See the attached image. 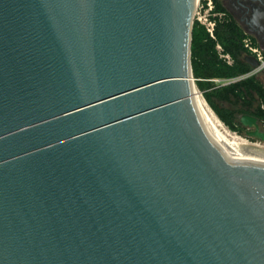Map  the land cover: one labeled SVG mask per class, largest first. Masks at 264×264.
Listing matches in <instances>:
<instances>
[{"label":"water","instance_id":"obj_1","mask_svg":"<svg viewBox=\"0 0 264 264\" xmlns=\"http://www.w3.org/2000/svg\"><path fill=\"white\" fill-rule=\"evenodd\" d=\"M196 2L0 0V264H264V163L195 97Z\"/></svg>","mask_w":264,"mask_h":264},{"label":"trees","instance_id":"obj_2","mask_svg":"<svg viewBox=\"0 0 264 264\" xmlns=\"http://www.w3.org/2000/svg\"><path fill=\"white\" fill-rule=\"evenodd\" d=\"M216 8H218L217 2ZM214 35L215 38H211L202 24L193 22L191 66L197 88L203 91L202 95L210 108L229 128L237 129L233 120H237V124L243 126L238 120V116L243 113L256 116L260 122L264 121V86L254 74L233 80L219 88L213 86L210 81L213 77H238L253 68L244 60L247 50L242 45L243 33L231 19L225 17L217 22ZM217 43L222 46L223 52L230 55L231 63H227L219 56L216 49ZM218 101L238 104L237 109L241 110V113L237 115V119L232 109L223 113Z\"/></svg>","mask_w":264,"mask_h":264},{"label":"flooded vegetation","instance_id":"obj_3","mask_svg":"<svg viewBox=\"0 0 264 264\" xmlns=\"http://www.w3.org/2000/svg\"><path fill=\"white\" fill-rule=\"evenodd\" d=\"M215 1L218 8H216ZM212 4L215 26L217 22L228 17L243 33L242 45L247 50L245 55H252L256 59L255 53H251L250 47H256L264 55V0H212ZM259 127L264 129V125L260 121ZM247 130H250V128L244 127L243 131L246 136H248L246 134Z\"/></svg>","mask_w":264,"mask_h":264},{"label":"built area","instance_id":"obj_4","mask_svg":"<svg viewBox=\"0 0 264 264\" xmlns=\"http://www.w3.org/2000/svg\"><path fill=\"white\" fill-rule=\"evenodd\" d=\"M213 4H212V0H197L196 2V6H195V10L193 13V18L197 19L201 24L204 25L207 33L209 34V36L211 38H215L214 35V27H215V20L214 17L213 18H209L207 15L205 14H201V9H203L205 11V13H208L209 15V10H212ZM208 10V11H207ZM216 49L219 53V56L221 58H223L224 60H226L227 63H231L232 59L229 56L228 53H224L222 51V48L220 46V44H216ZM250 51L251 53H255L256 59L258 61L257 65L254 66L249 72L238 76L243 77V76H247L250 74H254L259 70L264 69V55L261 54V52L256 48V47H250ZM238 77H234V78H215L216 81H218V83L224 84V83H229L233 80L239 79ZM211 80V78H210ZM196 89V88H195ZM201 94V92H200Z\"/></svg>","mask_w":264,"mask_h":264},{"label":"bare ground","instance_id":"obj_5","mask_svg":"<svg viewBox=\"0 0 264 264\" xmlns=\"http://www.w3.org/2000/svg\"><path fill=\"white\" fill-rule=\"evenodd\" d=\"M197 100L202 104L203 108L205 109L206 113L209 115V117L212 119L220 133L223 135V137L226 139V141L229 143V145L234 149V151L244 160H252V161H258L264 163V147L256 144L251 143L244 139H239L235 135H231L228 133L227 130H223L222 123L214 113V111L210 108L208 103L205 101L204 98H202L200 95L195 96ZM226 127V126H225ZM260 144V143H259Z\"/></svg>","mask_w":264,"mask_h":264},{"label":"rangeland","instance_id":"obj_6","mask_svg":"<svg viewBox=\"0 0 264 264\" xmlns=\"http://www.w3.org/2000/svg\"><path fill=\"white\" fill-rule=\"evenodd\" d=\"M208 11V10H207ZM209 15H208V13H205V11L203 10V9H201V14H205V15H207L209 18H213L214 17V14L212 13V10H209ZM193 20V22L194 21H196V22H198V23H200L197 19H195V18H193L192 19ZM201 24V23H200ZM203 25V24H202ZM204 26V25H203ZM205 28V27H204ZM206 30V29H205ZM207 32V31H206ZM254 75H255V77L258 79V81L259 82H261L262 84H263V86H264V69H262V70H259V71H257L256 73H254ZM244 77V76H243ZM215 78H219V77H213V78H211V82H212V84H213V86H215V87H217V88H219L220 86H222V85H225V84H228V83H224V84H221V83H218V81H216V79ZM239 78V77H238ZM241 78V77H240ZM194 83H195V81H194ZM195 88H196V92H197V94L198 95H200L202 98H204L203 97V95H202V90H199L198 88H197V86H196V83H195ZM217 88H215V89H217ZM214 89V88H213ZM200 92H201V94H200ZM205 99V98H204ZM206 101V100H205ZM207 102V101H206ZM208 103V102H207ZM218 103H219V105H220V107L222 108V112L223 113H227V110H229V109H232L234 112H235V116H236V119H237V115L238 114H240L241 113V110H239V109H237V107H238V104H236V103H234V104H232V103H227L226 101H218ZM208 105H209V103H208ZM243 113V112H242ZM218 117V116H217ZM218 119L221 121V123H222V126H224V127H222V129L224 130H227L228 131V133L229 134H231V135H235L236 137H238L239 139H244V140H247V141H249V142H251V143H255L256 142V144H258V145H260V146H262V147H264V142L263 141H260V140H258V139H256V138H254V137H248V136H246L245 134H244V131H243V129H244V126H241V125H239V123L237 124V120H233L235 123H236V126H237V129H232V128H229L226 124H224L223 123V121L218 117ZM262 124L264 125V121H262ZM226 126V127H225ZM245 128H247V127H245ZM247 129H249V128H247ZM224 130V131H225ZM260 143V144H259Z\"/></svg>","mask_w":264,"mask_h":264}]
</instances>
